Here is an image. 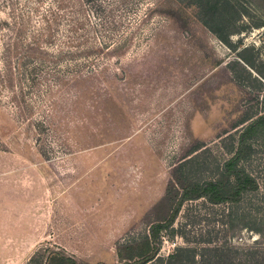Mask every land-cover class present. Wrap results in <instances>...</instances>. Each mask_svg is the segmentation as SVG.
<instances>
[{"label": "rangeland", "instance_id": "obj_1", "mask_svg": "<svg viewBox=\"0 0 264 264\" xmlns=\"http://www.w3.org/2000/svg\"><path fill=\"white\" fill-rule=\"evenodd\" d=\"M258 110L264 0H0V264L256 240L201 195Z\"/></svg>", "mask_w": 264, "mask_h": 264}, {"label": "trees", "instance_id": "obj_2", "mask_svg": "<svg viewBox=\"0 0 264 264\" xmlns=\"http://www.w3.org/2000/svg\"><path fill=\"white\" fill-rule=\"evenodd\" d=\"M226 43L231 45L229 40ZM240 58L244 65L257 72L249 58L242 54ZM252 119L254 121L248 127L221 139L222 143L230 144L226 145V155L231 157L224 159L221 177L208 181L206 192L201 198H205L211 206H230L225 209L221 220L226 236L237 228L239 235L246 232L258 238L252 242L246 240L244 243L232 244L229 239L222 241L219 237L204 239L201 233V245H195L188 234L181 231L187 245L177 247L167 258L161 257L153 264H264V188L256 177L257 169L264 170V110L251 114L244 123ZM207 149L206 146L199 147L194 151V157ZM257 158L263 159L262 164L255 161ZM209 234L206 236L209 237ZM152 237H155L154 230L152 234L148 231L144 233L146 245H151ZM67 261L63 258L60 264H66Z\"/></svg>", "mask_w": 264, "mask_h": 264}]
</instances>
